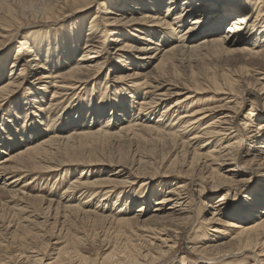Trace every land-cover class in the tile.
Returning <instances> with one entry per match:
<instances>
[{"label":"bare ground","instance_id":"bare-ground-1","mask_svg":"<svg viewBox=\"0 0 264 264\" xmlns=\"http://www.w3.org/2000/svg\"><path fill=\"white\" fill-rule=\"evenodd\" d=\"M72 1L77 6L76 15L64 30L61 29L62 32L50 31V38L45 40L40 35H25L16 48H11L9 55L4 54L6 50L0 55V100H11L24 84L22 74L31 66V62L22 57L24 52L34 57L33 64L40 62L39 81H43L39 89H36L37 85L28 89V96L25 94L18 103H24L25 110L18 112L16 104L14 111L8 112V121L0 128L4 135L9 131L6 140L0 142V197H21L34 203L38 211L35 215L26 213L23 219V207L14 204L8 208V205L11 214L16 213L19 217L12 232V221L3 231L10 232L20 249L3 256L1 253L6 250H1L4 244L0 241V264H43L51 248V252H55L50 253L55 255L53 261L50 257L51 264H200V261L207 264H264V121L260 122L264 111V70L251 67L254 60L264 58V0ZM7 8L12 15L13 8L9 5ZM45 13L46 17H53L52 13ZM230 17H233L231 23L224 29ZM2 24L12 27L9 22ZM2 30L4 34V28ZM52 32L54 34L50 35ZM114 46L116 49L109 53V48L114 49ZM188 53L190 58L196 56L195 60H200L202 55L205 58L209 53L244 56L240 72L227 69L220 77L214 72L211 77L208 75L210 78L204 85L196 79L194 68L190 71L191 80L183 78L182 67L187 58L183 57ZM192 58L188 62L194 61ZM104 80L106 88L102 85ZM90 82L94 83L90 85ZM85 87L89 89L81 95V111H77L79 106L75 111L72 110L74 107H69L72 111L67 112L65 119L68 101L60 106V99L67 96L70 101L76 90ZM48 92L53 99L43 103ZM202 95L203 98H196ZM262 101L263 106L259 108ZM245 102L251 107L244 115ZM32 111L39 116V124L29 133L26 128L18 127L21 123L29 128L36 124ZM49 114L53 119L46 118ZM117 126L129 134L135 133L140 144L148 141L149 136L162 140L160 149L157 144L152 149L148 142L151 152L144 153L145 146L146 149L141 151L144 161L131 160L135 165L130 168L127 178L128 171L123 174L122 169L109 171L110 175L101 178V168L90 167L109 166L104 163L105 159L98 161L102 157L98 152L99 158L96 159L93 152L91 156L90 151L94 150L88 151L90 156L86 152V157L81 149H77L79 145L73 147L71 144L78 140L80 144H92V148L99 139L109 141L113 135L123 132L119 130L115 132L118 134H113ZM85 127L86 132L82 131ZM65 133L68 134L66 140L59 136L60 139L73 142L63 149L54 148V144L61 143L58 135ZM100 142L101 145L105 143ZM32 143L37 146L30 147ZM244 148L247 150L243 151ZM137 152L134 158L139 154ZM151 154L161 157V162L148 160L153 158ZM121 158L116 166L130 164L127 155L121 153ZM43 159L49 162L47 169L65 170L66 174L70 171L66 168L73 166L70 162L86 169L75 173L76 176L63 174L56 177L53 187L60 181H70L60 196L55 195L56 200L55 197H23L21 191L26 177L31 174V180L37 182V166ZM226 166L229 168L225 170ZM161 168L166 169L165 175L157 177L156 172ZM12 175L15 176L6 179ZM256 178L261 179L257 181L256 189L250 190L248 184ZM191 185H197L200 194L209 186L214 194L221 195L213 199L215 202L210 206L212 218L197 220V230L189 237L191 255L195 257L181 253V259L174 261L179 257V251L175 250L178 238L184 236L186 227L194 224L193 220L204 212L200 203L194 209V201L189 195ZM242 191L245 195L240 197ZM98 199L99 205L94 210L90 203ZM108 201L117 205L122 202L121 206L128 204L129 209L123 213L119 209L122 215L114 217L113 221V217L104 211L109 206L106 205ZM204 202L206 207L210 205ZM152 203L153 211L150 210ZM2 204L5 207L8 203ZM113 208L112 215L118 213L115 206ZM31 216L45 219V222L36 220L34 227L37 228L46 226L52 217L51 232L47 234H50L49 240L41 232L33 233L30 224L23 226V220ZM144 216L149 219L143 221ZM84 219L85 222L92 221L94 232L100 225L110 231L109 234L106 231L105 239H99L102 241H97L98 235L92 241L87 239V233H84L87 238L82 234L80 237L79 231L85 228L77 221ZM158 220L172 224L158 230L160 227L154 228ZM169 227H175L174 233L181 231L177 233L180 235L170 237L166 232ZM110 229L115 230L114 233ZM149 232L151 235L145 234ZM0 235L4 234L0 231ZM54 240L56 243L52 244ZM30 251H35L36 255L31 257L34 254Z\"/></svg>","mask_w":264,"mask_h":264},{"label":"rangeland","instance_id":"rangeland-1","mask_svg":"<svg viewBox=\"0 0 264 264\" xmlns=\"http://www.w3.org/2000/svg\"><path fill=\"white\" fill-rule=\"evenodd\" d=\"M4 1V2H3ZM73 1L72 0H0V55L2 54L1 52H3V51H5L6 50V52L4 53V54H10L11 53V48L13 49V48H16L19 44H17V43H21L23 40V38L25 37V35H27L26 37H31V35L32 34H34V36L35 35H40V36H42V38L45 40L46 38L48 39V38H50V36H48V32H50V31H55V32H62V30H64L65 29V27L66 26H68L70 23H68V22H71L73 19H74V17H75V15L76 14H74V12L77 10V6L76 5H74L73 3H72ZM116 2V1H115ZM213 2V1H212ZM4 4L6 5V6H4ZM68 4V5H67ZM3 5V6H2ZM8 5L9 6H11L12 8H13V13H12V15H11V13L8 11ZM50 6V7H49ZM3 7H4V9H3ZM47 7V8H46ZM76 7V8H75ZM7 8V9H6ZM29 8V9H28ZM98 7L96 6V7H94V9L96 10ZM44 9H47V10H44ZM51 9V10H50ZM43 10V11H42ZM95 10L94 11H92L91 12V14L92 13H95ZM8 13H7V12ZM17 12V16H16V12ZM45 12H47V13H52L53 14V17H46L45 15H46V13ZM10 13V14H9ZM41 13V14H40ZM43 13H44V15H43ZM229 13H231V11H229ZM228 13V14H229ZM10 15V16H9ZM7 16H9L8 18H10V19H8L7 18ZM13 16V17H12ZM31 16V17H30ZM228 16V15H227ZM14 18V19H13ZM16 18V19H15ZM233 17H230V18H228L227 19V22L224 24V26H223V28L225 29L228 25H230V23H231V20L230 19H232ZM6 19H8V21L6 20ZM12 20V21H11ZM16 20V21H15ZM7 21V22H6ZM18 21V22H17ZM8 22H9V24H10V26H12V27H5L2 23H7L8 24ZM227 24V25H226ZM22 27V28H21ZM4 28V30H5V32H4V34H3V30L2 29ZM7 29V30H6ZM9 29V30H8ZM20 29V30H19ZM62 29V30H61ZM20 31V32H19ZM10 32H12V33H10ZM24 33V34H23ZM23 36H22V35ZM52 34H54L53 32L50 34V35H52ZM8 35H9V37H8ZM7 36V37H6ZM54 36V35H53ZM22 37V38H21ZM4 39V40H3ZM19 40V41H18ZM27 47V46H26ZM25 48V47H24ZM116 49V47L114 46V49L113 48H109V53H112V51H114ZM24 51H25V49H23ZM25 53L26 52H24V55H22V57L28 62V63H30L31 64V66H28L27 68H28V70H27V72L25 71L24 72V74H22V77L23 76H25V77H23V78H25L24 79V84L22 85V87L20 88V89H18L17 90V93L13 96V98L11 99V100H9V101H5L4 100V98L3 99H1L0 100V128H1V126H2V123L3 122H5V121H8L7 119H8V116H9V114H8V112H9V110H13L14 111V106L16 105V104H18L20 101H22V99H23V96L26 94L27 96H28V89H30L31 87H33V86H35V85H37V86H35L36 87V89H39V84H42L43 83V81H39L40 80V73H41V71H42V68H41V66L39 67L38 66V63H40L39 61H37V63L35 64V62H34V64L32 63L33 62V59H34V57L32 56H30V55H28L27 53H26V55H25ZM3 54V55H4ZM187 55V56H186ZM185 55V57H183V59L184 58H186L185 60H184V62L183 63H187L185 66L183 65V70H184V72H182L183 74H184V79H187L188 77V79H190L191 80V70L194 68L195 70L194 71H196L197 72V76L198 77H196V79L198 78V80L199 81H201L202 83H204V81H206L208 78H210L212 75H214V74H212V73H214L215 72V75L216 76H219L220 77V75H221V73H223V71L225 70H227V69H232L233 71H236L237 69H238V71L240 72V67H242V65H241V63H242V57L244 56V55H239V54H234V56H225V55H216V53H209V54H205V58H203L202 56H200V57H202V58H200L198 55V57H199V59L200 60H198L197 58V60H195L194 58L196 57H193L192 58V55H191V58H192V60H194V61H189L188 62V60H191V58H190V55H189V53L188 54H186ZM21 56V55H20ZM31 59V60H30ZM187 60V61H186ZM262 60V61H261ZM261 60H254L253 61V63H252V65H251V67H254V68H257V69H259V70H264V58L263 57H261ZM191 63V64H190ZM35 66V67H34ZM31 67V68H30ZM33 67V68H32ZM39 67V68H38ZM188 67V68H187ZM35 68V69H34ZM41 68V69H40ZM186 68V69H185ZM189 69V70H188ZM30 70V71H29ZM211 72V73H210ZM7 73V72H6ZM209 73V74H208ZM9 74V73H8ZM199 74V75H198ZM218 74V75H217ZM186 75V76H185ZM208 75H210V77L208 76ZM6 78L8 77L7 75H4ZM206 76V77H205ZM37 77V78H36ZM103 77V76H102ZM104 77H105V75H104ZM187 79V80H188ZM45 81H47L46 79L44 80V82ZM94 82H90V85H92ZM193 84V83H192ZM207 85V83H204V85ZM102 85H103V87L104 88H106V83H105V80H104V83H102ZM34 88V87H33ZM89 89V87H85V88H83V89H79V90H76L74 93H73V96H72V98L70 99V101H69V99H68V97L67 96H61L62 98H64L63 100L62 99H60V101H59V105L61 106V105H64V103L66 104L67 102L66 101H68V103H67V107H66V111H65V109H64V112L66 113V117H65V119H67V117H68V113H69V111H75V110H77V107H78V110L77 111H81V107H82V104H80L79 102H81L82 101V98H81V95L82 94H85V91L87 92V90ZM30 91V90H29ZM184 93H187V92H184ZM208 95V94H207ZM80 96V97H79ZM204 97V95H202V96H196V98H203ZM49 98L50 99H53V98H51V95H50V93L48 92V94H47V96H46V102L45 101H43V103H47L48 101H49ZM80 99V100H79ZM87 99H86V97L84 98V101H86ZM108 100V98H106V101ZM108 101H110V100H108ZM107 101V102H108ZM9 102V103H8ZM106 102V103H107ZM77 103V104H76ZM82 103V102H81ZM75 104V105H74ZM24 106V103H21V105L20 104H18V108H17V111L19 112V111H23V110H25V107H23ZM47 106L49 107V105H45V107L47 108ZM77 106V107H76ZM133 106L134 107H136V104H133ZM263 106V101H262V103L260 104V106H259V108H261ZM21 107V108H20ZM72 108V107H74V109H70V108ZM250 107H251V105H250V103L249 102H245V105H244V108H243V114L245 115V114H247L248 112H249V110H250ZM56 108V107H55ZM54 108V109H55ZM95 108V107H94ZM32 109H33V107H32ZM47 109H49V108H47ZM68 109V110H67ZM87 109H89V108H87ZM34 110V109H33ZM83 110V109H82ZM35 111V110H34ZM34 111H32V116L33 117H35L36 119H35V125H32L31 124V128H29V125L27 126V124L25 125V124H22L21 123V125L18 127V128H20V129H23V128H26L27 130H29L28 132L29 133H32V132H34V129L36 128V127H38V122H39V119H38V117L36 116V115H34ZM63 111V110H62ZM84 111V110H83ZM68 112V113H67ZM262 115H263V119H264V111H262ZM32 116H30V118L28 119V121L31 119V117ZM51 117V118H50ZM46 118H48V119H53V117H52V115L51 114H49L48 115V117H46ZM114 118V117H113ZM14 120H16V118H13ZM12 119V120H13ZM61 119V117L59 118V119H57V121L58 120H60ZM260 120V122H263L264 120ZM14 120L12 121V123L14 122ZM20 121H21V119H20ZM60 122H62V121H60ZM113 122V119H112V121H111V123ZM31 123V122H30ZM93 123H91V125L90 126H93L92 125ZM119 125V124H118ZM28 128H27V127ZM36 126V127H35ZM64 128H65V126H63ZM63 127H61V128H63ZM71 127V126H70ZM70 127L68 128V129H70ZM94 127V126H93ZM84 128H82V131H85L86 132V130H87V128L85 127V130H83ZM33 130V131H32ZM60 130H62V129H60ZM65 130V129H64ZM118 130V131H117ZM123 131L124 132V134H123V132H121V133H115V132H120V131ZM32 131V132H31ZM8 132L9 131H7L5 134L6 135H4L3 133H1V131H0V142H4V140H6V138H7V136H8ZM27 132V133H28ZM64 132H66L67 133V131L65 130ZM78 132V131H77ZM77 132H75V133H77ZM13 133H15L14 131H13ZM60 134V135H58V137L60 136V137H64L65 138V140H66V137L68 136V134ZM79 133V132H78ZM128 133V134H127ZM113 134H118V135H120V137L118 136V135H113V138H111V139H109V141L107 140V139H103V138H101V139H99L100 141L102 140L103 142L102 143H104V141H105V143H104V145L102 144L101 145V142L100 141H98V142H96V144H95V142H94V144H93V146L95 147L94 149H92L93 148V146H92V148H91V145L90 144H80L79 142L80 141H78V140H74V142H73V140H70L69 142H67V141H62V140H64V139H60V137H59V139L60 140H58L59 142H61V143H57V145L56 144H54L53 145V147L54 148H58V149H63V148H65V147H67V146H69V144H71L72 142V146L73 145H76L75 147H77V145H79L78 147H77V149H81L82 151H81V153H82V155L83 154H85V156L86 157H88V156H93V154H94V157L95 156H97V157H95L96 159L97 158H99V156H102V157H100L99 159H97L98 161H103V159H105L104 160V163H106L107 165H109V166H104L103 164V167L102 166H93V167H90V168H96L95 170H100L99 168H101V173L100 174H103V175H99L101 178H103V177H106V176H108V175H110V172L109 171H113V170H115V169H118L117 171L119 172L121 169V172H123V174H126L127 173V171H128V173L126 174V178H127V176H129V173L131 172L130 171V168L132 169L133 168V166L135 165V163H133L132 161H135V159H141V155H144V154H141V151L143 152L146 148V150L144 151V153L146 152V151H148L149 150V152H151L150 150H152L153 148H156V146L154 145V144H157L159 147V149H160V143L162 142V140L161 141H159V140H157V138L156 137H151V136H149L148 138L150 139V137H151V139L149 140L148 139V141H142V143L143 142H145V144L143 143V145H142V143L140 144V143H138V142H141V141H138L137 140V138L136 137H134L135 135V133L133 134L132 132H130V134H129V132H127L126 130H121V129H119V127L117 126L116 127V129H115V131H114V133ZM75 135V134H74ZM3 136V137H2ZM5 138V139H4ZM136 138V139H135ZM155 141V143L153 142V140ZM156 139V140H155ZM152 140V141H151ZM9 141V140H8ZM45 141V140H44ZM47 141V140H46ZM72 141V142H71ZM138 141V142H137ZM164 141V140H163ZM41 143V142H43V140L42 141H35V143L36 144H38V143ZM64 142V143H63ZM71 142V143H70ZM76 142H78L77 144H76ZM148 142H150V144H151V146H153L152 147V149H151V146H150V144L148 143ZM157 142H159V143H157ZM35 143H32L31 145H30V147H36L37 145L35 144ZM67 143H69V144H67ZM98 143V144H97ZM107 143V144H106ZM108 143H109V145H108ZM36 146H35V145ZM60 144V145H59ZM65 144H67L66 146H65ZM122 144V145H121ZM56 145V146H55ZM63 145V146H62ZM70 145V146H71ZM101 145V146H100ZM148 145V146H147ZM2 146V144L0 143V147ZM80 146H81V148H80ZM90 146V148H88V147ZM105 146V147H104ZM108 146V147H107ZM131 146H132V148H131ZM137 146H138V148H137ZM145 146H146V148H145ZM155 146V147H154ZM52 147V148H53ZM60 147V148H59ZM74 147V146H73ZM100 148V149H98V148ZM247 147V146H246ZM118 148V149H117ZM122 148V149H121ZM143 150H142V149ZM145 148V149H144ZM150 148V149H149ZM97 151H96V150ZM103 149V150H102ZM138 149V150H137ZM141 149V150H140ZM87 150V151H86ZM90 150H94V151H90ZM140 150V151H139ZM162 150V149H161ZM160 150V151H161ZM247 150V148H244V150L243 151H246ZM84 151H85V153H84ZM88 151H90V153L88 152ZM100 151V152H99ZM101 151H102V153L104 152V151H106V152H104L103 154H100L101 153ZM115 151V152H114ZM139 152V156L138 155H136L137 157H133L134 156V153L135 152ZM88 153V156H87V153ZM92 152H93V154H92ZM97 152H98V154H99V156H98V154H97ZM119 152H120V154H119ZM137 152V153H138ZM149 152H146V153H149ZM121 153H123L124 155H127V163H130L129 165L128 164H124V167H125V169H124V167L122 166L123 165V163L120 165V166H116L115 164H117V165H119V161H120V159H122L121 158ZM90 154V155H89ZM97 154V155H96ZM105 154H106V157H105ZM103 155H104V158H103ZM152 155V154H151ZM150 155V156H151ZM62 156H64V153H62ZM130 156V157H129ZM151 157H153V158H151ZM150 158L151 159H148V160H151V161H153V159L154 160H156V161H158V162H161V157H157V156H155L154 157V155H152ZM94 158V159H95ZM107 158V159H106ZM146 158H149V157H146ZM146 158H144L145 160H146ZM159 158V160H157ZM161 158V159H160ZM1 159V158H0ZM95 159V160H96ZM117 159V160H116ZM130 159V160H129ZM44 161L42 162L41 161V163H40V166H37L38 168H37V171H36V173H38L39 175L37 176L38 178V180H37V182H35V181H32L31 179L33 178V175H31V174H28V176L26 177V181H25V186L23 187V191H21L22 193V196L24 197H28L29 196V199H32V197H37V196H39V197H43V198H45V199H47L48 197L49 198H53V197H55L54 199L56 200V196H60V194H62L64 191V189H65V187H67L68 186V184L70 183V181H69V179H67L66 181L67 182H62V181H60V182H58L54 187H53V183H54V181H55V179H56V177H58V176H63V174H66L64 171L65 170H59V169H57V171H55L56 169H53V168H49V169H47L50 165L49 164H46V163H49L47 160H45V159H43ZM82 160V159H81ZM96 160V161H97ZM111 160V161H110ZM128 160L129 161H131V162H128ZM141 160H143V159H141ZM58 161H60V160H58ZM113 161V162H112ZM144 161V160H143ZM147 161V160H146ZM94 162V161H93ZM71 163V165H73L72 166V168H66V169H68V170H70V171H68L67 172V174H66V176L67 175H70V174H74V176H76V174L75 173H78L79 171H81V170H84V169H86V168H83V167H81V166H74V164H75V162H70ZM94 163H99V162H94ZM44 167H43V166ZM47 165H48V167H47ZM128 167H127V166ZM131 165V166H130ZM130 166V167H129ZM40 167H43V170H42V168L40 169ZM120 167V168H119ZM123 167V168H122ZM127 167V168H126ZM229 167H224V169L226 170V169H228ZM127 169V170H126ZM45 170V171H44ZM165 170L166 169H162L161 168V170H158V172H156V173H158L157 174V177H162L163 175H165L164 173H165ZM224 170V171H225ZM103 171H105V172H103ZM130 171V172H129ZM162 171V172H161ZM18 174H20V175H23L24 176V174L25 173H22L21 174V172H17ZM96 173V172H95ZM13 176H15V175H12V176H8L6 179H9V178H12ZM65 176V177H66ZM94 176V180L97 178L96 177V175L94 174L93 175ZM93 176L92 175H90V180L91 181H93ZM134 176V175H133ZM133 176H132V178H133ZM92 178V179H91ZM59 179V178H58ZM159 179H161V178H159ZM167 179H171V178H167ZM259 179H261V178H256L253 182H251L250 184H248V188L250 187L251 189L250 190H255L256 189V183H258L257 181H259ZM183 180V179H182ZM184 182H186L185 180H183ZM31 182V183H30ZM42 182V183H41ZM52 182V183H51ZM189 182V181H188ZM33 183V184H32ZM68 183V184H67ZM64 184V185H63ZM66 184V185H65ZM156 183H154V184H152V186H151V190H153L154 189V185H155ZM59 185V186H58ZM22 186H23V184H22ZM26 186H28V187H26ZM154 186V187H153ZM138 187V186H137ZM190 187V193H189V195L191 194V198H192V200L194 201V203H193V205H195L194 207V209L196 210L197 208H196V205H198L199 203H200V207L201 208H203L202 210L204 211L203 213H202V216L200 217V216H198L196 219H194L193 220V222L192 223H194V224H191V225H188L187 227H186V233L184 234V236H180L178 239H179V243H178V245H177V247L175 248V250H176V252L178 253V251H179V253H178V255L177 256H179V257H176L175 259H174V261H179L180 259H181V253L182 254H184V253H186L187 255H189L190 257H195V255H191V241H190V239H189V237H190V235H192L193 233H195V231L197 230V224H198V222H199V220L201 219L202 221L203 220H205V221H207V220H209L210 218H212V212H213V210L210 208V206L215 202L214 200L216 199V198H218L221 194H219V193H216V194H214L213 193V191H211L210 190V188H209V186H208V188H206V190L205 191H203V193L202 194H200V188L197 186V185H191V186H189ZM20 188V187H19ZM53 190V191H52ZM128 192V191H127ZM24 194V195H23ZM52 194V195H51ZM54 194V195H53ZM56 195V196H55ZM78 195H80V194H78ZM199 195V196H198ZM245 194H244V192L242 191V192H240V197H243ZM26 197V198H27ZM31 197V198H30ZM21 197H16V199H11V198H9V195H3V196H1L0 197V204H2V203H8L7 204V206H1L0 205V231L4 234L3 236H1L0 235V241L2 242L1 244H4L3 246H2V248L3 249H1V250H6V252H2L1 254L3 255V256H5V254H8L7 256H9V252H15L16 250H18V249H20V247L18 246V244H16V242H14L13 241V239L11 238V235L9 234L10 232H7V231H3V230H5L6 229V227L8 226V224L7 223H9V222H14V223H12V225H11V232L14 230V229H12V227L14 228V226H15V224H16V222H17V219H18V217L19 216H17V214L16 213H13V214H11V212H10V210H8V208H10V207H12V206H15V205H19V207H23L24 208V210H25V214L23 215V219L26 217L25 215H26V213L28 214V213H30L29 215H35L36 213L38 214V211H37V207L35 206L34 207V205L31 203L30 204V201H28V200H26L25 201V199L23 200L22 198L20 199ZM48 198V199H49ZM214 199V200H213ZM2 200V201H1ZM6 200V201H5ZM87 201V199L86 200H84V203ZM201 201H202V203H201ZM205 201V202H204ZM97 202L99 203V199L98 200H95L94 202H91L90 204L92 205V207L94 208V210H95V208H97L98 207V205H97ZM203 202L204 203H207V205H209L208 207H206L205 206V204H203ZM103 203H106V202H103ZM15 204V205H14ZM114 201H113V203L111 202V204L109 203V201L107 202V208L104 210V211H107L106 212V214L107 215H111L112 217V220L114 221V217H116V218H120V216L122 215V213L123 212H125V211H128V204L126 205V204H124L123 203V205L121 206V204H122V202H121V204L120 203H118V205H119V207L120 208H118V205H117V203H115L114 205ZM3 205V204H2ZM8 205H9V207H8ZM87 205H89V204H87ZM91 205H89V206H91ZM113 205V207L115 206V209H117L116 211L118 212V210L119 211H122V213H120V212H118V213H116V214H113L112 215V213H110L111 212V210H113L112 208H111V206ZM203 205V206H202ZM117 206V207H116ZM126 206V207H125ZM152 206V207H151ZM154 206V204L152 203V204H150V210H152L153 211V207ZM3 207V208H2ZM8 207V208H7ZM110 207V208H109ZM28 208V209H27ZM33 208V209H32ZM35 208V209H34ZM92 208V209H93ZM109 208V210H107ZM125 208V209H124ZM3 209V210H2ZM127 209V210H126ZM34 210V211H33ZM37 212H36V211ZM32 211H33V213H32ZM62 211V210H61ZM63 212V211H62ZM110 214H109V213ZM120 213V214H119ZM116 215V216H115ZM119 215V216H118ZM11 216H12V218H11ZM14 216V217H13ZM16 216V217H15ZM32 218H29V219H25V220H23L24 222L22 223L23 224V226H27V225H29V226H32V228H33V230H32V232L33 233H37V232H41V234H43V235H46L45 237V239H47L48 238V240L51 238L49 235H47L48 233H49V231L51 232V225H52V217L50 216L49 217V220H50V222L46 225V226H44V227H40V228H37V227H34L35 225V222H36V220H38L37 222H43L44 220H43V218H39L38 217V219H36V217H34V216H31ZM60 217V216H59ZM8 218H9V220H8ZM14 218V219H13ZM199 218V219H198ZM5 219H6V221H5ZM149 219V216H144V218L142 219L143 221H146V220H148ZM8 220V221H7ZM112 220H111V222H112ZM196 220V221H195ZM197 220H198V222H197ZM77 221V220H76ZM86 221V219H84V221L82 220V222L81 221H77V223H78V225H80V226H82L83 224V226H82V228H85V230L84 229H82V230H84V231H79V236L80 237H82V235H83V237H84V235L86 234L87 236H89L88 238H87V236L86 237H84V238H87L89 241H92L94 238H95V240H96V235H98V240L97 241H102L103 239H105L104 238V236H106L105 235V232L107 231V230H105V229H103V228H101V226L100 225H98V227L96 228V231L94 232V229H93V227H94V225H92L93 223H92V221H90V222H85ZM2 222H3V224L4 223H6V224H2ZM45 222V221H44ZM196 222V223H195ZM209 222V221H208ZM208 222H205V223H208ZM154 224H156V227H154V228H158V227H160V228H158V230H161L164 226H166V225H168V224H172V223H168V222H166V221H164V220H158L157 221V223H154ZM196 224V225H195ZM97 225V224H96ZM211 225V224H210ZM92 226V227H91ZM155 226V225H154ZM191 226V227H190ZM212 226V225H211ZM46 227V228H45ZM100 227V228H99ZM5 228V229H4ZM99 228V229H98ZM175 227H169L168 229L169 230H167L166 232L169 234V236L170 237H172V238H175L177 235H180V234H177V233H179V232H181V231H178V232H175L174 233V229ZM194 228V229H193ZM173 229V230H172ZM213 229H215V228H213ZM113 233H114V231L115 230H113V229H110ZM171 230V231H170ZM146 231H149L147 228H146ZM168 231H170V232H168ZM83 232V233H82ZM99 233V234H96V233ZM108 232H110V231H107L106 233L107 234H109ZM112 232H111V234H112ZM85 233V234H84ZM9 234V235H8ZM82 234V235H81ZM95 234V235H94ZM145 234H148V235H151V233L149 232V233H145ZM92 238H91V237ZM93 236H95V237H93ZM148 237V236H147ZM183 237V238H182ZM149 238V237H148ZM148 238H146V239H148ZM44 239V238H43ZM91 239V240H90ZM99 239H102V240H99ZM150 239V238H149ZM114 241V240H113ZM55 244L56 243V241L54 240L53 242H52V244ZM16 244V245H15ZM14 245V246H13ZM12 247V248H10V247ZM53 246V245H52ZM6 247V248H5ZM8 247V248H7ZM51 251L53 250V248H51L50 249ZM49 252L48 254H46V259H44V261H43V264H49L50 262H52L53 261V258H54V256L55 255H53V254H50V253H54L55 254V252ZM11 252V253H12ZM17 253V252H16ZM14 254V256H16L17 254ZM31 255L32 254H34L33 256H31V257H34L35 255H36V253H35V251H30L29 252ZM50 255V256H49ZM49 256V257H48ZM53 256V257H52ZM50 257H51V260H50ZM18 260V259H17ZM197 260V259H196ZM5 261H6V259H5ZM22 261V259L21 258H19V262H21ZM50 261V262H49ZM198 263H200V264H202V263H206V262H198ZM21 264H22V262H21ZM51 264V263H50ZM207 264V263H206Z\"/></svg>","mask_w":264,"mask_h":264}]
</instances>
